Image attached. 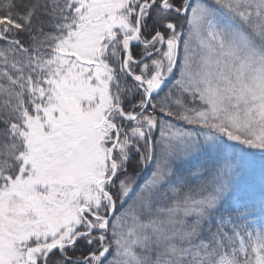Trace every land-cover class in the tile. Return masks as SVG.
Returning <instances> with one entry per match:
<instances>
[{"label": "snow or ice", "instance_id": "1", "mask_svg": "<svg viewBox=\"0 0 264 264\" xmlns=\"http://www.w3.org/2000/svg\"><path fill=\"white\" fill-rule=\"evenodd\" d=\"M0 13V264H264V0Z\"/></svg>", "mask_w": 264, "mask_h": 264}, {"label": "trees", "instance_id": "2", "mask_svg": "<svg viewBox=\"0 0 264 264\" xmlns=\"http://www.w3.org/2000/svg\"><path fill=\"white\" fill-rule=\"evenodd\" d=\"M0 14H2V13H0Z\"/></svg>", "mask_w": 264, "mask_h": 264}]
</instances>
